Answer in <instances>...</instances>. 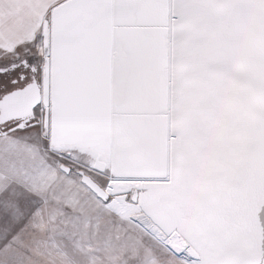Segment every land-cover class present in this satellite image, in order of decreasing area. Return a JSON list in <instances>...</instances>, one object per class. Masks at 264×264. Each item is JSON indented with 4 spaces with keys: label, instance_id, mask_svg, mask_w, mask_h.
<instances>
[{
    "label": "snow or ice",
    "instance_id": "snow-or-ice-1",
    "mask_svg": "<svg viewBox=\"0 0 264 264\" xmlns=\"http://www.w3.org/2000/svg\"><path fill=\"white\" fill-rule=\"evenodd\" d=\"M0 264H264V0H0Z\"/></svg>",
    "mask_w": 264,
    "mask_h": 264
}]
</instances>
